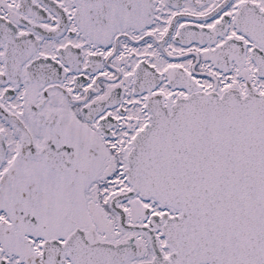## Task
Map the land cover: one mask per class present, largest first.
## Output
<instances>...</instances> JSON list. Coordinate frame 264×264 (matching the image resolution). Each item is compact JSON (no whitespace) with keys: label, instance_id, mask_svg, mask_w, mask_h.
<instances>
[{"label":"snow or ice","instance_id":"6c2138e0","mask_svg":"<svg viewBox=\"0 0 264 264\" xmlns=\"http://www.w3.org/2000/svg\"><path fill=\"white\" fill-rule=\"evenodd\" d=\"M0 264H264V0H0Z\"/></svg>","mask_w":264,"mask_h":264}]
</instances>
